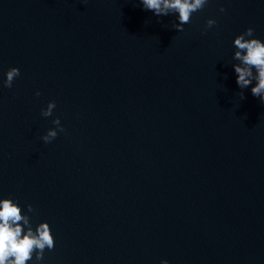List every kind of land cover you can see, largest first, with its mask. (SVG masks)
Masks as SVG:
<instances>
[{
  "label": "water",
  "instance_id": "water-1",
  "mask_svg": "<svg viewBox=\"0 0 264 264\" xmlns=\"http://www.w3.org/2000/svg\"><path fill=\"white\" fill-rule=\"evenodd\" d=\"M177 16L0 0V82L20 70L0 84V199L55 241L27 264H264V104L232 66L237 35L264 42V0Z\"/></svg>",
  "mask_w": 264,
  "mask_h": 264
},
{
  "label": "clouds",
  "instance_id": "clouds-1",
  "mask_svg": "<svg viewBox=\"0 0 264 264\" xmlns=\"http://www.w3.org/2000/svg\"><path fill=\"white\" fill-rule=\"evenodd\" d=\"M144 10L151 11L157 17L178 14V23L174 24L177 31H183V25L191 23V16L194 12L200 11L208 3V0H140ZM220 12L225 9L221 7ZM216 24V20L208 19L206 21V32ZM254 29L249 27L243 33L234 38L233 44L236 49L233 59L239 63L233 64L236 74V84L240 89H247L255 81V86L251 87V94L259 98L261 104H264V42L260 39H246L252 37ZM255 70V71H253ZM20 75L17 67L10 68L0 82L3 87L11 88L14 80ZM36 96L40 92L35 93ZM243 100L244 93H239ZM56 107L55 101H50L47 107L41 109V115L44 117L52 116ZM52 123L56 126L47 130L41 137L45 143H50L58 135V132H64L65 129L57 117ZM28 212L33 211L31 204L27 206ZM55 246L54 237L48 223L42 222L33 231L30 218L22 214L18 203L10 198L0 199V264H27L33 259L39 262L43 259L44 250H52ZM161 264H168L167 260H162Z\"/></svg>",
  "mask_w": 264,
  "mask_h": 264
}]
</instances>
